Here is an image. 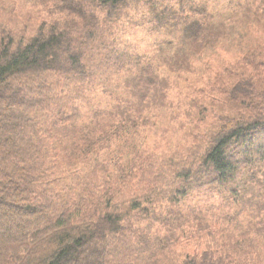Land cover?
<instances>
[{
  "label": "trees",
  "instance_id": "trees-1",
  "mask_svg": "<svg viewBox=\"0 0 264 264\" xmlns=\"http://www.w3.org/2000/svg\"><path fill=\"white\" fill-rule=\"evenodd\" d=\"M193 2L90 0L99 13L66 2L58 24L46 22L19 42L0 39V231L5 232L0 264H158L150 235L159 230L170 241L193 237L204 247L202 255L180 264H264L258 240L264 238V225L255 223L239 237L230 230L220 234L193 227L264 212L258 202L264 200V187H253L252 194L248 185L249 178L255 183L264 175V113L254 120L232 114L208 138L194 135L174 156L152 162L138 182L105 181L110 175L103 143L109 138L98 119L101 110L89 109L100 106V92L108 94L96 80L103 56L117 52L115 27L122 18L139 24L131 12L141 9L142 20L153 27L173 33L182 27L189 49H214L217 37L209 36V22L200 23L203 13ZM244 82L248 101L242 105L261 113L264 89L256 93ZM187 161L194 167L181 166ZM86 162L93 170L89 183L79 177L90 171ZM90 188L96 189L85 192ZM112 188L119 189L111 196ZM176 189H184L181 200ZM201 193L210 194L217 207L187 205L189 197ZM9 209L30 219V225L24 217L16 224ZM118 211L131 216L125 221ZM109 240L115 242L112 249Z\"/></svg>",
  "mask_w": 264,
  "mask_h": 264
},
{
  "label": "rangeland",
  "instance_id": "rangeland-1",
  "mask_svg": "<svg viewBox=\"0 0 264 264\" xmlns=\"http://www.w3.org/2000/svg\"><path fill=\"white\" fill-rule=\"evenodd\" d=\"M69 1L99 13L90 0ZM66 2L71 5L66 0H0V39L19 42L36 34L46 22L58 24L56 18ZM192 5L203 13L200 23L209 22L212 30L209 36L217 37L214 49L203 52L198 47L189 49L188 34L182 27L174 33L160 26L153 27L142 20L141 9L131 12L139 24L125 22L122 18L115 27L117 52L103 56L96 80L114 97L110 99L108 94L100 92V106L95 103L89 109L101 110L98 119H102L101 128L109 138L104 140L102 156L106 175H110L105 177L107 183L110 179L118 185L140 181L143 171L152 162L164 155L174 156L194 135L208 138L232 114L254 120L264 113V109L258 114L250 112L246 109L248 104L242 105L248 101L245 80L254 86L256 93L264 89V0H194ZM56 7L60 10H55ZM183 57L186 62L182 64ZM114 111L116 115L112 117ZM89 122L82 127L87 129L95 121ZM85 165L90 171L79 177L89 183L93 170L89 162ZM181 166L193 168L194 164L187 161ZM170 168L168 165L166 171ZM131 171L134 173L130 174ZM68 176L65 175L67 180ZM70 177L76 179L78 176ZM248 185L251 187L249 193L254 194V188L264 187V175L256 177L255 183L249 178ZM44 189L41 186V190ZM117 191L112 188L111 196ZM67 194L71 201L69 190ZM258 202L264 204V200ZM189 206L217 207L211 195L203 193L194 195ZM7 213L16 224L24 217L30 225V219L17 211L9 209ZM118 213L125 221L131 216V212ZM255 223L264 225V212L254 218L247 215L237 221L199 228L192 226L196 230H214L220 234L230 230L232 236L239 237ZM4 224L6 231L14 232L12 226ZM4 233L1 230L0 237ZM152 234L153 260L158 264H180L187 256L204 253V247L193 237L170 241L164 231ZM258 240L264 253V238L258 236ZM114 243L109 240L111 249Z\"/></svg>",
  "mask_w": 264,
  "mask_h": 264
}]
</instances>
